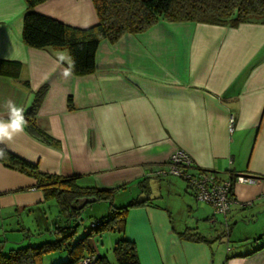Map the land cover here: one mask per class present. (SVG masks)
Here are the masks:
<instances>
[{
    "label": "crops",
    "instance_id": "0c3cea01",
    "mask_svg": "<svg viewBox=\"0 0 264 264\" xmlns=\"http://www.w3.org/2000/svg\"><path fill=\"white\" fill-rule=\"evenodd\" d=\"M26 10L25 0H0V119H8L7 101L25 110L34 93L46 86L36 120L60 147L24 131L0 148L43 173L77 176L79 185L115 195L138 191L132 199L150 198L131 208L125 221L124 236L135 243L141 264H264V24L228 27L159 20L115 42L100 41L95 70L78 76L69 59L61 60L70 58L67 50L25 44ZM34 10L80 28L97 22L91 0H45ZM65 70L71 72L67 77ZM68 98L72 109L67 108ZM177 150L185 151L195 166L220 176L260 178L234 185L225 221L227 242L230 238L235 244L228 252L222 245L212 247L199 232V224L225 231L224 219L213 216L210 204L187 199L193 221H174L183 210L175 211L170 201L183 190L174 178L183 179L160 177L156 170L165 168ZM246 201L252 204L240 206ZM46 205L33 177L0 161L1 252L25 239L32 244L42 231L54 237L49 231L57 216ZM187 229L205 241L183 239ZM119 237L105 232L89 244L118 264L112 248ZM244 238L254 241L241 242Z\"/></svg>",
    "mask_w": 264,
    "mask_h": 264
},
{
    "label": "trees",
    "instance_id": "16d2710c",
    "mask_svg": "<svg viewBox=\"0 0 264 264\" xmlns=\"http://www.w3.org/2000/svg\"><path fill=\"white\" fill-rule=\"evenodd\" d=\"M43 1L25 0L27 10L23 16V41L33 48L67 50L71 70L78 76L95 70V53L100 41L107 39L115 42L125 34L145 31L159 20L192 21L228 27L251 22L264 24V0H91L97 22L85 28L68 25L36 12L34 6ZM18 76L16 71L14 77ZM21 83L29 88L28 81L23 80ZM46 90V86L37 90L31 104L24 110L27 121L25 131L49 146L59 148V140L39 127L36 120ZM67 108L72 109L70 98ZM0 150L4 153L0 161L9 168L33 177L35 187L43 192L44 201L47 204L54 202L57 208V220L49 231L54 235L53 239L38 245L28 244L11 248L7 252L0 251V264H44L45 255L64 249L68 250V258L54 264H78L81 259L92 255L95 259L91 264H111L106 256L96 253L89 244L92 237L105 232L120 236L112 248L118 264H141L135 243L124 236L125 221L131 208L145 204L150 198L132 199L123 206H115L113 190L79 185L77 176L43 173L37 165L4 149ZM92 197L96 198L94 202L108 203V212L94 218L86 233L77 238L81 212L94 202L80 205L84 199ZM181 236L189 241H205L202 235L190 229Z\"/></svg>",
    "mask_w": 264,
    "mask_h": 264
},
{
    "label": "built area",
    "instance_id": "2783aa9c",
    "mask_svg": "<svg viewBox=\"0 0 264 264\" xmlns=\"http://www.w3.org/2000/svg\"><path fill=\"white\" fill-rule=\"evenodd\" d=\"M233 118H230V123ZM157 176H177L185 180L189 190L195 199L211 205L213 216L220 215L224 219L225 232L228 227L225 221L226 215L229 213L231 204L234 202L232 197L235 184L255 183L260 180L259 177L251 175H227L220 176L212 169H205L194 165L192 158L183 150H177L172 153L165 168L156 170ZM261 198H264L262 195ZM252 201L240 203V206L251 205ZM210 222H214V218H210ZM94 256H88L79 261L78 264H91Z\"/></svg>",
    "mask_w": 264,
    "mask_h": 264
},
{
    "label": "rangeland",
    "instance_id": "374dc122",
    "mask_svg": "<svg viewBox=\"0 0 264 264\" xmlns=\"http://www.w3.org/2000/svg\"><path fill=\"white\" fill-rule=\"evenodd\" d=\"M174 179H176L177 181H179V183H181L183 185V190H181V192L178 195L175 194V195H172L170 197V199H171L170 201H172L174 203V206H175L174 210L175 211L177 210L176 207H183L182 214L176 213L174 215V221L179 222V220H182L184 222L188 221V223L192 222L193 220L189 217V213L187 211L188 206L186 205L187 204L186 202H188L187 199L191 202H196L195 198H194L192 192L188 188H186L185 182L183 180L178 179V178H174ZM185 189H186V191H185ZM136 192H138V191H136ZM136 192L134 191V193L131 194V191H129V190L121 191L118 195H115L114 200H113L114 205L115 206H123V205L127 204V202H129L132 198L136 197V195H135ZM186 192H187V194H186ZM141 194H143V193H141ZM47 205H48L46 207L47 211H49L52 216L56 215L57 208H56L55 203L49 202ZM108 209H109V204L106 202H103V201L94 202L91 205L85 207L82 210L81 215H80L79 220H78L79 226H78L77 231H76V237L78 238V237L83 236L86 233V231L89 229L92 220L96 217L101 216L104 213H107ZM217 218L221 219L222 216L217 215ZM24 226L29 227L32 230L34 228L37 229V226L36 227L31 226L30 227V225H28V224H25ZM193 226H195V224ZM42 227L44 229L43 225H42ZM199 229H200L199 232L207 238V240L209 241V243L211 244L212 247L222 245V247L225 248V250H227V252H228L229 249L232 248L235 244L233 239H230V238H229L230 241L227 242V235H226L227 233H225V231H223L222 228L218 227L217 231H215V230L209 229L208 226H206V225H203V224L200 225L199 224ZM42 232L43 233L41 234L40 239L37 238L36 241H33L32 245H38L44 241H49V240L53 239V238H51V236L48 235V232H46V231H42ZM224 233H225V235H224ZM23 235L24 234H22V233L20 234L19 240H22ZM216 236H220V238L214 239V238H216ZM36 237H38V236H36ZM97 240L99 241V238ZM248 240L251 242L254 241L253 238H251V239L250 238H244V239H242L241 242H245ZM22 242L23 243H20L17 246H25V245L29 244L28 239H25ZM99 246H101L100 242H99ZM67 258H68V250L64 249L61 251H57V252L45 255L43 258V263L44 264H54L57 262H61Z\"/></svg>",
    "mask_w": 264,
    "mask_h": 264
},
{
    "label": "clouds",
    "instance_id": "9594fccd",
    "mask_svg": "<svg viewBox=\"0 0 264 264\" xmlns=\"http://www.w3.org/2000/svg\"><path fill=\"white\" fill-rule=\"evenodd\" d=\"M69 59L68 57H61V60ZM71 72L65 70L63 75L69 76ZM8 107V119H0V143L5 141H11L14 136L21 134L25 131L27 121L24 116V109L17 107L11 100L7 101ZM4 155L3 151L0 150V157Z\"/></svg>",
    "mask_w": 264,
    "mask_h": 264
},
{
    "label": "water",
    "instance_id": "95a60500",
    "mask_svg": "<svg viewBox=\"0 0 264 264\" xmlns=\"http://www.w3.org/2000/svg\"><path fill=\"white\" fill-rule=\"evenodd\" d=\"M95 200H96L95 197L84 199L80 206H83L86 203L94 202Z\"/></svg>",
    "mask_w": 264,
    "mask_h": 264
}]
</instances>
